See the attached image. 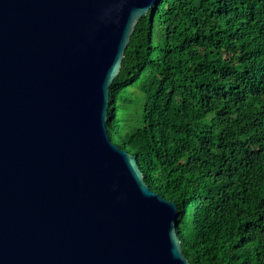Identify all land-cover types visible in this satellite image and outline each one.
<instances>
[{"label": "water", "instance_id": "obj_1", "mask_svg": "<svg viewBox=\"0 0 264 264\" xmlns=\"http://www.w3.org/2000/svg\"><path fill=\"white\" fill-rule=\"evenodd\" d=\"M157 0H0V264H189L177 204L106 129Z\"/></svg>", "mask_w": 264, "mask_h": 264}, {"label": "trees", "instance_id": "obj_2", "mask_svg": "<svg viewBox=\"0 0 264 264\" xmlns=\"http://www.w3.org/2000/svg\"><path fill=\"white\" fill-rule=\"evenodd\" d=\"M106 129L177 204L189 264H264V0H157L109 88Z\"/></svg>", "mask_w": 264, "mask_h": 264}]
</instances>
